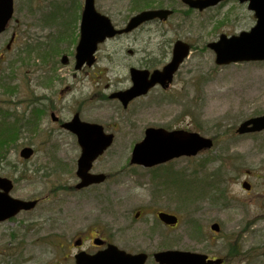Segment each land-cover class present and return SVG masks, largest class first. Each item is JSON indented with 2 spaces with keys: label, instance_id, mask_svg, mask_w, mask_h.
<instances>
[{
  "label": "rangeland",
  "instance_id": "rangeland-1",
  "mask_svg": "<svg viewBox=\"0 0 264 264\" xmlns=\"http://www.w3.org/2000/svg\"><path fill=\"white\" fill-rule=\"evenodd\" d=\"M83 1L14 0V18L0 35V53L11 35L16 36L13 48L4 54L0 84L9 76L8 85L17 84L20 89L17 97L27 90L30 101L39 100L30 102V115L35 110L38 123L17 137L15 147L9 153L6 150V160L0 158V174L16 178L13 196L46 197L33 210L0 222V264H69L65 252H77L74 242L82 232H96L131 252L146 251L145 264H158L151 253L166 248L223 257L224 264H264V130L234 132L247 118L264 114V61L219 66L207 47L222 32L232 34L253 26L247 4L226 0L197 10L181 0H96L97 10L117 27L145 8L174 12L165 22L145 23L131 33L103 41L93 66L76 71L73 52L78 33L68 30L74 38L65 40V25L56 27L52 21L78 17ZM177 39L191 44L192 50L168 89L152 88L127 109L108 96L130 85L131 66L153 68L168 62ZM20 43H30L28 56ZM52 46L54 51L43 62L41 51ZM61 54L69 56L67 65L60 64ZM53 77L62 78L61 82L52 84ZM65 85L71 90L57 98ZM43 92L51 97L44 112L40 110ZM9 96L0 89L4 108L14 102L3 101ZM48 108L62 119L79 108L81 119L100 122L114 133V142L98 164L116 170L119 181L129 177L112 190L118 201L108 205L111 194L105 190H63L76 182L74 160L79 152L72 136L50 120ZM150 125L196 130L215 143L194 157L175 158L149 169L133 167L131 148ZM53 129V134L47 131ZM25 144L36 151L14 171L13 152L18 154ZM243 180L250 183V190L241 186ZM157 209L176 213L178 224L170 228L161 224L153 213ZM35 221L39 225L34 227ZM214 223L218 231L211 229ZM53 237L62 243L51 244ZM83 248H92L89 240ZM236 249L238 255L231 257V250Z\"/></svg>",
  "mask_w": 264,
  "mask_h": 264
},
{
  "label": "water",
  "instance_id": "water-1",
  "mask_svg": "<svg viewBox=\"0 0 264 264\" xmlns=\"http://www.w3.org/2000/svg\"><path fill=\"white\" fill-rule=\"evenodd\" d=\"M184 4L195 9H205L214 6L222 0H182ZM95 0H85L80 20V37L75 48V69H81L83 64L91 66L95 60V51L98 44L106 38H111L115 34L129 32L156 18L166 20L172 13L169 8L145 9L131 16L122 28H116L112 21L103 13L95 9ZM239 3L246 2L247 8L255 16V23L249 30H243L237 34L227 35L221 33L217 40L207 44L209 49H213L215 62L218 65L230 64L234 62L264 60V0H238ZM13 0H0V32L13 16ZM172 54L165 65L161 68L149 69L130 67L131 86L125 90H117L110 94L113 98H118L122 105L127 107V103L138 95L145 94L154 85L161 84L168 87L173 79L175 71L178 69L184 58L190 53V45L179 39L172 46ZM62 62L68 59L62 56ZM52 117L54 114L52 113ZM64 126L77 135V141L81 146V154L77 159L78 167L76 174L81 181L78 186H87L89 183H98L104 179L103 173H91L89 169L92 161L103 152L113 141L112 133H105L99 123L83 121L78 113H74L70 121ZM264 129V114L247 118L241 122L236 132L248 133L258 132ZM213 140L207 136H201L196 131H189L184 128L167 130L164 127L150 126L145 130L143 139L133 146L130 156L131 163H136L146 167L160 164L173 157L194 156L205 148H211ZM30 147H23L20 154L28 158L32 154ZM12 183L7 177L0 175V221L12 217L20 210L31 209L36 204V199L27 200L11 197L9 194ZM242 186L246 189L249 184L244 181ZM159 218L165 224L175 225L177 216L159 212ZM213 230H218L219 225H211ZM100 244L99 241H95ZM155 261L159 264H221L223 258H208L203 253L184 251L180 249H166L155 251L153 254ZM147 254L137 252L134 254L120 249L115 244H107L106 247L93 254H88L81 250L76 254V264H145Z\"/></svg>",
  "mask_w": 264,
  "mask_h": 264
},
{
  "label": "flooded vegetation",
  "instance_id": "flooded-vegetation-1",
  "mask_svg": "<svg viewBox=\"0 0 264 264\" xmlns=\"http://www.w3.org/2000/svg\"><path fill=\"white\" fill-rule=\"evenodd\" d=\"M96 2V1H95ZM83 5H84V1H83V3H82V6H81V8H80V13L78 14V17H77V15H75L72 19H71V17L73 16H70L69 17V19H55V20H53L52 21V23H53V25H55L56 27H59V25H65V26H63L62 27V31L65 33V35H64V37H65V40H71V41H73V38H74V33H73V31L72 32H68V30H70V29H72L73 30V28H74V30H75V33L77 34H79V27H80V18H81V15H82V8H83ZM14 7H15V5H14ZM77 17V22H78V24H77V26L76 27H74L75 26V18ZM58 20V21H57ZM7 27H8V25L5 27V29L3 30V31H1L0 32V35L2 34V33H4L5 32V30L7 29ZM64 37H59V39L60 40H62ZM66 37H68V38H66ZM59 39H57L58 41H59ZM15 40H16V36H14V35H11V38H10V40L6 43V45H5V49H4V51H2L1 53H0V74H2L1 72H2V63H4L5 61H6V58H5V55H6V53L8 52V51H10L12 48H13V45L15 44ZM7 51V52H6ZM17 51L19 52L20 50L19 49H17ZM5 54V55H4ZM66 55V54H65ZM68 56V55H67ZM61 58H62V56H61ZM60 58V64H62V65H67L68 63H69V56H68V59H67V61L65 62V63H63L62 62V59ZM21 59V58H20ZM75 70V69H74ZM61 79L62 78H59V77H53L52 78V84L54 83V82H56L57 81V83H59V81L61 82ZM0 81H2V79H0ZM11 81V78L9 77V76H7V81H6V83H1L0 84V89L3 91V93H6V95H10L9 97H8V99H5V100H3V101H6V102H8V101H10V100H12V101H14L13 103H10V105H8V106H6V108H4L3 107V103L2 102H0V124H2V125H4L5 124V127L4 128H7L8 130H10V132H12V133H14V139L10 142V143H8L9 144V146L8 147H6L5 149H4V152H5V159L4 160H6L7 159V157H8V155L6 154V150H7V152L9 153V150L14 146L15 147V142H16V139H17V137L19 136V135H21L22 134V132L23 131H30L31 132V129H32V127H34L35 126V124H37L38 123V121H37V116L36 117H34L35 116V114H34V111L35 110H31L32 112H31V115H30V102H39V100L38 99H35V98H33V99H31L32 101H30V98H29V93H28V91L27 90H23L22 92V95H19L18 97H17V94H19V91H20V89L18 88V85L16 84L15 86H12L11 84L10 85H8V82H10ZM155 87H157L158 88V86H155ZM155 87H153V88H155ZM160 87V86H159ZM161 88V87H160ZM69 90H71V87L70 86H64V87H62V89H60L59 90V92H58V94H57V98H59V97H63L64 96V94L67 92V91H69ZM151 90V89H150ZM149 90V91H150ZM148 91V92H149ZM148 94V93H147ZM146 94V95H147ZM145 95V96H146ZM16 96V97H15ZM140 97H143V96H138V98H140ZM49 98H51L50 97V93H45V92H43V93H41V97H40V100L41 101H43L44 100V102H42L43 104H44V106L42 105L41 107H40V110H43V112H44V110H45V107H47V103H46V100H51V99H49ZM138 98H135V99H133V100H136V99H138ZM115 102L117 101L119 104H120V102H119V100L116 98V99H113ZM133 100H131L129 103H131ZM18 104V105H20L19 107H18V109H16V106H15V104ZM128 103V104H129ZM52 105L54 106V103H52ZM128 106V105H127ZM55 107V106H54ZM124 109H127V108H124ZM47 110H49V117H50V120H53L54 122H55V124H57L58 125V127L62 130V131H65L66 133H68V134H70L71 136H72V138H71V140L72 141H74V143H75V145H76V147H77V150H78V152H79V154H78V156L75 158V160H74V163H76L75 164V171H74V174H76V170H77V167H78V165H77V159H78V157L80 156V154H81V146H80V144H79V141H77V135L75 134V133H72L71 131H69L65 126H64V124L66 123V122H68V121H70V119L72 118V116L74 115V113H78L79 114V117H80V111H79V108H77V110H75V111H73V113H72V115L69 117V118H61V117H59L57 114H56V111L55 110H53V109H51V108H48ZM57 110V109H56ZM4 111H6L8 114H4ZM47 112V111H46ZM52 113L54 114V117H52ZM29 115H30V118H29ZM28 117V120H24L25 118H27ZM81 118V117H80ZM102 124V123H101ZM102 126H103V129H105V132H108L109 130L102 124ZM145 130V129H144ZM47 131H49V132H52V134L53 133H55V131H54V129L51 131V130H47ZM143 133H144V131H143ZM111 146V145H110ZM110 146H108L107 147V149H105L104 150V152L101 154V155H99V156H97V159H95L94 161H93V164H92V167L90 168V172L91 173H96V174H98V173H104V179L103 180H101V181H99L98 183H89L87 186H78V184L77 183H79V181L81 180L80 178H79V176H77L78 174H76V182L74 183V185L72 186V185H68V184H66V186H65V188L63 189V190H68V191H73V192H85V191H97L98 189H100V190H105V191H109V194H111V199L110 200H108L107 199V203H108V205L111 203V202H114L115 200L116 201H118V198H117V195H116V193H113L112 192V190L113 189H115L116 187H118L119 186V183L120 182H123V181H125V180H127L129 177L127 176V177H124L122 180H120L119 181V179H118V176H119V173L118 172H116V170H114L113 169V171L111 170V168L112 167H110V166H108V168L107 169H105V168H103V167H101L100 166V164H98L99 163V161L100 160H102L103 159V156L105 155V153H107L108 151V148L110 147ZM23 147H30L31 149H32V152H31V157L34 155V153H35V149H36V147H34L33 145L31 146V145H28V144H25V145H22L21 146V148L18 150V154L16 153L17 151L15 150L14 152H13V155H15V160H13L12 161V166H13V169H14V171L17 169V168H20V167H22V166H24V164H25V162L27 161V160H29L30 158H24L21 154H20V151H21V149L23 148ZM131 166H133V167H140V166H138V165H132V164H130ZM155 166H157V165H155ZM142 167V166H141ZM153 167V166H152ZM129 168V167H128ZM145 168V167H144ZM146 169H149V168H146ZM35 170L36 169H34L33 171H32V173L33 172H35ZM17 172L19 173V171H16V174H17ZM20 174V173H19ZM1 175V174H0ZM1 176H4V177H8L10 180H11V183H12V185H11V189H10V191H9V194L11 195V196H13V194L11 193L12 192V190H13V185H14V180H16V178L15 177H10V176H7V175H1ZM15 178V179H14ZM15 197V196H14ZM35 199H37V203H36V205L38 204V202H40V200L42 201V200H44L46 197H44L43 199H41V198H39V197H34ZM33 198V199H34ZM35 205V206H36ZM34 206V207H35ZM34 207L33 208H31V209H24V210H21V211H19L18 213H16L15 215H18V214H20L21 212H24V211H30V210H33L34 209ZM160 211H164V210H160V209H157V210H154L153 211V213L154 214H156L155 215V217H156V219L159 221V219H158V212H160ZM138 212L140 213L141 212V210H139V211H137L136 213L138 214ZM135 213V214H136ZM15 215H13L12 217H10L9 218V220H11V219H13V217L15 216ZM5 220H8V219H5ZM160 223H161V221H159ZM34 224V227L35 226H38L39 225V223L38 222H36L35 221V223H33ZM161 224H163V223H161ZM29 225H32V224H29ZM166 225V224H165ZM168 228H170L171 226H169V225H166ZM30 228V227H29ZM83 235H84V237H83ZM102 235V234H101ZM76 237V236H75ZM54 238V239H53ZM53 238H50L49 240V242L51 243V244H54V245H56V244H58V243H62L61 242V239H56L55 237H53ZM76 239H78L76 242H74V247L75 248H77L78 250H77V252H74L72 255L70 254V251L68 252H65V256H64V258H65V260H71V263H69V264H76V260H75V256H76V254L78 253V252H80V250H84L85 252H87L88 254H93V253H96L97 251H100L101 249H103L108 243H111V242H109V241H107V238L106 237H104V236H100L99 234H97L96 232H94V235H88V233L86 232V233H80L77 237H76ZM60 240V241H59ZM87 240H89L90 241V245H91V247L92 248H90L89 250L88 249H85V248H83V246H84V243L87 241ZM95 240L96 241H99L100 242V244H97L96 242H95ZM10 257L12 256V255H9ZM55 264H60V263H55Z\"/></svg>",
  "mask_w": 264,
  "mask_h": 264
},
{
  "label": "trees",
  "instance_id": "trees-1",
  "mask_svg": "<svg viewBox=\"0 0 264 264\" xmlns=\"http://www.w3.org/2000/svg\"><path fill=\"white\" fill-rule=\"evenodd\" d=\"M19 46L22 45V43L18 44ZM23 47V51L26 52V55L28 56L29 53L31 52V45L30 43H24L22 45ZM54 46H52L51 49L46 50V51H41L40 55L42 56V60L43 62L47 61V56L49 55V53H52L54 51ZM37 50V49H36ZM20 53V51L18 52ZM14 139V133L10 132V130H8L7 128H1L0 129V144H1V151H0V158H4L5 159V152H4V148L5 145L7 144V141L13 140ZM208 182H206L205 184H207ZM239 250L236 249L235 251L231 250V254L230 256L232 257L234 254L235 256L238 255Z\"/></svg>",
  "mask_w": 264,
  "mask_h": 264
}]
</instances>
